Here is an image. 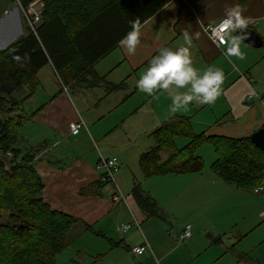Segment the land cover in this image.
Masks as SVG:
<instances>
[{"label": "crops", "instance_id": "1", "mask_svg": "<svg viewBox=\"0 0 264 264\" xmlns=\"http://www.w3.org/2000/svg\"><path fill=\"white\" fill-rule=\"evenodd\" d=\"M181 3L192 13L186 31L193 36L200 33L190 48L193 67L201 75L208 68L221 69L224 79L213 103L193 101L187 110L171 116L188 117L205 136L241 139L264 128V0H170L142 24L140 45L134 55H128L119 44L93 66L94 76L86 75L67 86L51 64L40 69L33 95L26 98L29 91L25 87L27 94L13 95L22 100L23 115L33 116L18 132L17 143L22 142L24 150L33 156L32 165L44 185V202L51 210L91 228L86 231L78 224L73 229L87 248L84 253L78 251L83 255L77 256L79 261L72 259L71 264H92L94 259L96 264H264V186L258 193L239 189L207 169L197 174L145 178L141 170L139 173L125 166L122 154L130 144L110 141L118 126L90 131L81 117L89 115L102 121L137 98L148 102L166 99L171 107L172 97L189 91L190 86L170 87L168 93L157 91L149 96L137 88V81L159 48L175 51L186 46L183 35L174 31ZM235 5L244 9L247 28L262 41L259 48L242 41L243 59L228 57L225 49L216 46L203 31L204 25L219 22L225 9ZM3 14L12 20L17 17L9 16L8 11ZM6 30L8 35L10 30ZM252 92L256 97L247 100ZM144 105L133 111L142 110ZM78 120L84 127L70 131L69 123ZM110 157L118 158L120 168L116 184L108 185L99 180L95 166L100 158ZM130 174L132 184L124 196L118 185H123ZM134 185L156 202L157 217H148L139 208L131 196ZM119 193L124 201L114 202L112 197ZM174 203L185 212L174 213ZM134 220L139 229L133 226L124 235L119 232V225H134ZM186 225L191 226V236L180 241ZM110 241L122 246L112 248ZM145 244L149 249L139 255L131 253Z\"/></svg>", "mask_w": 264, "mask_h": 264}, {"label": "trees", "instance_id": "2", "mask_svg": "<svg viewBox=\"0 0 264 264\" xmlns=\"http://www.w3.org/2000/svg\"><path fill=\"white\" fill-rule=\"evenodd\" d=\"M13 1L18 8H26L36 0ZM41 1L43 9L35 33L24 23V35L0 50V218L6 216L5 222H0V264H56L57 256L69 248L76 225L91 230L78 219L51 210L44 202V185L29 152L15 162L21 155L19 149H14L18 132L33 116L23 115L22 100L13 95L24 87L29 91L26 98L33 95L39 84L38 71L48 64L65 86L86 75L94 76L93 66L131 30L129 21L139 18L143 24L170 0ZM191 20V11L181 3L175 34L185 32ZM7 104L11 107L6 109ZM151 134L155 145L138 158L145 178L201 173L204 163L195 153L208 143L216 155L210 169L222 181L244 190L264 186V155L249 137L196 134L190 119L177 115ZM176 138L188 139L187 145L176 149ZM161 152L169 153L165 160ZM7 153H12L14 159L6 162ZM132 195L148 217L158 216L156 202L138 185L133 186ZM110 245L122 246L111 241ZM96 263L94 259L92 264Z\"/></svg>", "mask_w": 264, "mask_h": 264}, {"label": "rangeland", "instance_id": "3", "mask_svg": "<svg viewBox=\"0 0 264 264\" xmlns=\"http://www.w3.org/2000/svg\"><path fill=\"white\" fill-rule=\"evenodd\" d=\"M15 9H17V14L15 13ZM4 11L10 12L9 16L12 15L17 16L16 19L12 20L11 18H8L7 15L3 14ZM24 27L25 24L22 18V14L16 3L13 0H0V50L1 48L4 49L5 48L4 46H8L9 44L15 42L17 39L23 36L25 30ZM6 29L10 30L8 35L5 34L6 31H8ZM24 94H27V90L23 89L20 91V93H16L15 97H20ZM170 102L171 101L169 100L160 99V98H153V100L150 102H148L145 99L137 98L130 100L120 109L116 110L113 116H111L110 118H105L104 120L102 119V121L101 119L99 120L97 117H92L89 115H82L81 117L90 131L91 129H96V131H99L103 127H107V126H114V125L118 126L119 127L118 132H116V134L111 136L112 137L111 139L114 140H110V139L109 140L114 142H119V144L122 146H127L130 144L122 154V156L125 159V166L130 170L134 169L135 172L139 171V173H141L138 166V158L140 154L146 152L155 145L151 133L156 128L161 126V122L168 119L171 116V114H173V112L171 111L167 113V110L171 108L169 105ZM143 105L145 107L142 110H138L136 112L133 111ZM9 107L11 106L7 104L6 109ZM155 108H159V109L156 110ZM95 126L96 128H94ZM193 128L196 134L201 132L199 126L194 125ZM92 134H93V130H92ZM187 143H188V139L186 138H176L174 140L176 149H181L182 147L187 145ZM14 149H19L21 151V155L15 158V162L19 163L21 156L25 155L28 151L26 152L24 150L26 149V146H24L22 142L16 143V145H14ZM160 155H161V159L165 160L168 157L169 153L161 152ZM195 155L197 156L199 155L202 158L203 163L205 165L204 169L211 171L210 164L216 159V155L213 151L212 146L208 143L202 144L197 149ZM12 159H14L13 154L7 153L5 161L7 162ZM132 179L133 178L131 174L130 176H125V178L123 179V185H118L121 190V193L124 196H127L128 192L126 190L128 187H131ZM131 196L136 202L134 196L133 195ZM171 207L173 208L174 213L182 214L183 212H185L184 208H179L175 203L171 205ZM176 218H182V216H177ZM5 220H6L5 215L2 216V219L0 218V222L3 221L5 222ZM83 241L84 239H82L76 234L71 233L70 235L71 244L67 250H65L64 252L60 253L57 256L56 264H71L72 259L79 261L77 259V256L83 254H79L78 251H81L80 253H84L87 248ZM91 250H93V247Z\"/></svg>", "mask_w": 264, "mask_h": 264}, {"label": "clouds", "instance_id": "4", "mask_svg": "<svg viewBox=\"0 0 264 264\" xmlns=\"http://www.w3.org/2000/svg\"><path fill=\"white\" fill-rule=\"evenodd\" d=\"M244 9L235 5L225 9V15L221 23L213 31L218 36V45L225 49L228 57L244 58V53L240 49L246 35H233L239 31L243 33L249 24L248 18L243 15ZM200 21L197 20V24ZM130 31H128L119 44L126 50L128 55H134L140 45L142 24L139 18L129 21ZM184 44L177 50L161 47L157 54L149 62L146 71L137 81V88L152 96L157 91L168 93L170 87L184 89L190 86L189 91L180 93L172 97L173 104L170 111L175 113L187 107L193 101L201 104H210L220 94V88L224 79L221 69L208 68L201 75L193 67L190 48L193 38L199 39L200 33L190 35L187 31L182 33ZM16 59H19L18 57ZM72 127H75L74 125Z\"/></svg>", "mask_w": 264, "mask_h": 264}, {"label": "built area", "instance_id": "5", "mask_svg": "<svg viewBox=\"0 0 264 264\" xmlns=\"http://www.w3.org/2000/svg\"><path fill=\"white\" fill-rule=\"evenodd\" d=\"M43 9V3L41 0H36L32 2L31 4L28 5L26 8H22L19 6V10L21 11L22 18L26 26L35 33L36 27L40 23V15ZM222 19L215 23V24H207L204 25L203 31L204 33L209 37V39L218 47L222 48L221 46L218 45V36L217 34L213 31V29L221 23ZM255 94L252 92L248 97L247 100H251L254 98ZM256 97V96H255ZM75 127H72V126ZM81 127H84V122L81 120H78L77 122H72L69 123L68 129L72 132L80 129ZM120 168V163L117 157H110V158H100V161L97 163L95 166L96 171L99 174V180L102 183L105 184H116V178L115 175L117 174L118 170ZM263 190V187H258L254 189L255 193H258ZM112 200L114 202L117 201H124V197L121 193L115 194L112 197ZM133 226H135L137 229H139V223L134 220V225L131 224H121L118 227V230L121 234H126ZM191 236V226L186 225L184 227V230L182 231V234L179 237L180 241H184L185 239L189 238ZM149 249V247L145 244L144 246L141 247H136L131 250V253L133 255H139L141 254L144 250Z\"/></svg>", "mask_w": 264, "mask_h": 264}, {"label": "water", "instance_id": "6", "mask_svg": "<svg viewBox=\"0 0 264 264\" xmlns=\"http://www.w3.org/2000/svg\"><path fill=\"white\" fill-rule=\"evenodd\" d=\"M241 35H246L247 38L243 40L246 44L251 45L255 48H259L262 45V41L257 33L247 28ZM251 142L257 147L264 155V128H260L250 135Z\"/></svg>", "mask_w": 264, "mask_h": 264}]
</instances>
